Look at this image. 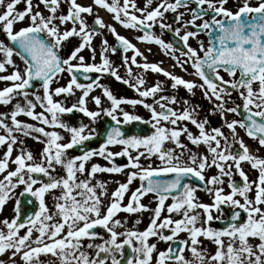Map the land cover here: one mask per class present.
Returning a JSON list of instances; mask_svg holds the SVG:
<instances>
[{
  "label": "snow or ice",
  "instance_id": "obj_1",
  "mask_svg": "<svg viewBox=\"0 0 264 264\" xmlns=\"http://www.w3.org/2000/svg\"><path fill=\"white\" fill-rule=\"evenodd\" d=\"M20 2L0 0V33L4 36L0 39V73H7L0 75V82L5 84L0 88V105L16 101L9 113L0 112V146L6 149L0 158V212L13 201V216L0 219V256L5 257L0 264H264V157L252 152L237 132V128L243 129L264 147V0H233L234 7L228 6L230 0H156L155 7H151L154 0H144L143 7L136 0H92L88 5L77 0H38L34 5L33 0H24V9L17 10ZM62 3L67 4L66 12L61 10ZM41 4L47 15L38 10ZM192 4L195 7H190ZM93 6L112 14L122 27L141 32L135 38L158 45L175 61L173 67L186 73L190 67L191 75L198 77L200 83L162 68L163 61L148 62L127 37L94 12ZM168 12L175 14L173 23L165 22ZM186 13L190 19L184 20ZM88 16H93L91 24ZM17 24L23 26L17 28ZM155 26L161 35L171 32L180 47L155 34ZM103 29L124 52L133 51L131 65L143 72L162 74L171 81L173 90L182 87L195 95L194 89L199 88L213 105L209 111L219 113L229 135L220 127L206 129L207 116L197 118L200 105L176 95H158L164 90L162 82L145 87V78L134 76L128 57L123 59L129 78L121 77L106 55L109 51L115 53L117 48L110 46L106 38L101 39L103 47L97 62L93 40L103 37ZM201 34L208 37L207 47L198 39ZM71 38H76L75 45L62 55L61 50L72 44ZM190 39L197 40L196 47L189 43ZM85 49L87 59L82 54ZM147 51L150 53L151 49ZM138 55L145 62L138 63ZM64 73L69 75L67 82L52 88ZM92 73L100 75L92 79ZM105 73L135 89L139 97H152L153 102L117 98L99 82ZM80 77L91 82L81 83ZM37 85L41 94L29 91ZM94 88L102 89L110 101L109 107H102L100 96L91 97L98 111L87 107L86 98ZM76 90L80 95L70 106L54 99L61 95L67 99ZM233 92L241 103L233 101V106L228 107ZM124 104L142 105L149 111V118L125 111L121 107ZM180 104L182 108L172 107ZM38 106L42 111H35ZM241 107V119H224L226 113L240 116ZM74 110L93 124L101 112L114 123L103 133L82 122L70 126L60 116ZM20 115L43 126L23 122L18 119ZM133 122L150 125L151 132L126 134L121 126ZM44 126L64 129L70 134L67 142L61 143L64 138L60 133L47 131ZM100 135L103 141L99 147L88 149L85 142ZM182 136L193 148L181 140ZM26 137L44 144L38 161L22 147ZM166 144L172 146L165 147ZM201 145L206 154L194 150ZM14 146L21 147L13 157ZM110 146H118L119 150L113 151ZM74 148L80 154L70 156L68 150ZM94 157L107 163H94ZM116 157H126L127 163L118 165ZM155 161H159L157 166ZM242 162L249 163L258 173L256 180H249ZM10 165L15 167L10 169ZM57 166L63 175H53ZM213 168L215 174L206 177L205 171ZM100 173H123L126 178L115 181L117 186L109 192L110 181L97 179ZM237 174L239 181L233 179ZM225 178L228 192L224 190ZM137 180L138 186L132 189L130 186ZM20 186L23 187L17 195ZM198 190L206 192L212 202L200 201ZM48 194L52 196L51 208L46 203ZM149 195L152 201L142 203V198ZM26 196L34 200L26 199L24 203L37 202V210L21 218V198ZM169 199L172 202L166 205ZM153 201L155 207L151 208ZM165 208L169 215L162 217ZM120 212L152 215L147 227L140 231L135 229L140 219L127 228V219L117 218ZM173 213L180 218L173 219ZM213 221L221 227H213ZM97 228L104 231L98 232ZM119 228L124 230L118 231ZM181 232L187 233L186 239H177ZM150 237L168 243V247L157 251V244L149 243ZM205 240L215 245L214 252L208 251ZM126 247L130 250L127 256ZM185 251L191 259L185 257Z\"/></svg>",
  "mask_w": 264,
  "mask_h": 264
},
{
  "label": "rangeland",
  "instance_id": "obj_2",
  "mask_svg": "<svg viewBox=\"0 0 264 264\" xmlns=\"http://www.w3.org/2000/svg\"><path fill=\"white\" fill-rule=\"evenodd\" d=\"M36 3H38V0H33V4L35 5ZM24 7H25L24 0H21V2L17 5V10H23ZM34 10H37V9L34 8ZM38 10L44 12L45 15H47V12L44 9L42 4L40 5V8ZM61 10L64 11V12H66V10H67V6L65 4H63V3L61 4ZM0 11H2V9H0ZM24 23L26 24L27 20ZM110 24H112V23L110 22ZM21 26H23V25L22 24H17L16 25L17 28H19ZM66 27H68V25ZM0 39H4V36H3L2 33H0ZM5 42L7 43V41H5ZM93 46L96 47V49H97L96 61L99 62L100 61L99 52H100L101 48H100V46L99 47L96 46V40H93ZM148 49H151L150 53L147 51ZM148 49H144L145 52L147 53L148 57L155 60V61H153V60L150 61L149 59H147L148 62H160V61H163V62H170L172 65L175 63V61H173L171 56L170 55H165L164 52L159 48L158 45H156L154 43H150V48H148ZM82 54L85 55L86 59L88 58L87 49H85V51ZM157 54L160 55V57ZM106 55L108 56L109 60L111 61V59H112L111 52H107ZM14 59H15L17 64H20L22 66V63H21V61L19 60L18 57H14ZM136 60H137L138 63L145 62L143 60L142 56H139V55L136 56ZM129 66L132 68L133 74L142 75L145 78V80H146L145 87L151 86V85H153L154 83H156L158 81L162 82L164 90H163L162 93H160L158 95H176L178 97V99L182 100L184 98H187V99L190 100V102L192 104L200 105V109L198 110L197 118L198 119H203L204 117L207 116V118L209 120V124L206 125V129L210 130L211 127H220L221 130L225 133V135H229V130L224 126V122L221 119L219 113L217 112L215 114H212L209 111V109H211L213 107V105H212V103H210L208 100H206L203 97V94H202V92H201V90L199 88H195L194 89L195 95H190L182 87L179 88L178 90H173L170 87L171 81L168 80V78L164 77L162 74L153 73L150 70L147 71V72H143L141 69L137 68L136 66L134 67V65L129 64ZM160 66L165 69V66L163 65V63L160 64ZM176 68H177V70L175 72L173 71L172 73H174L176 75H179V76H182L186 80H193V81H196V83H200L198 77H195L194 75H191L192 69L190 67L188 68V72L187 73L182 71L179 67H176ZM8 71L10 72L11 68H9ZM6 74L7 73H0V75H6ZM64 78H65V73L62 75V78L58 81V83L62 84ZM100 83L103 84L105 87H108L111 90V84L112 83L110 81L103 80ZM4 86H5V84L3 82H0V88H2ZM41 93H42V91H40L38 94H41ZM79 95H80V91L76 90V93H75L74 96L68 97V101H69L68 103L69 104H65V106H70L72 103H74ZM92 96H100L101 97L102 107H109L110 106V101H108L107 98L103 96L102 89L101 88H94V90L90 93L89 97L86 98L87 99V107L90 110H94V111H98L99 110L96 107L94 101H92V99H91ZM138 98L139 99H144L146 103H152L153 102V98L152 97H148V98L138 97ZM54 99L61 100L60 96L59 97H54ZM231 101L232 102L233 101L239 102L240 100H239V98L237 96L236 98H234ZM15 103H16V101L13 100L12 103L9 104V105H6V106L5 105H0V112L9 113ZM121 107L125 111H128V112H130L132 114L140 115L145 120H147L149 118V115H150L149 111L147 109H145L142 105L132 106V105L124 104V105H121ZM172 107H174V108H182L183 105L182 104H180V105H172ZM35 111L36 112H40V111H42V109L38 106L35 109ZM105 117H107V116H105L104 113L101 112V115L97 118L96 123L93 124L90 121V119L88 117L84 116L82 113H79L80 120L79 121H75V122H73L72 120L66 119L64 114H62L60 116L61 120L64 121L65 123L69 124L70 126H79V124L82 122L83 124L88 125L89 128H96V129L100 128L102 126V120ZM108 118H110V117H108ZM120 118L122 119V117H120ZM18 119H20L21 121L26 122V123H32V124H35L37 126H43V125H40L38 121H34L31 118H29L27 116H24V115H20L18 117ZM224 119H227V120L238 119V116L236 114H233V113H226ZM133 123H131V124H133ZM131 124H128L127 126H129ZM44 127L46 128L47 131H57V132H59L60 135L64 138L61 141V143L67 142L70 134L68 132H66L64 129L51 128V127H48V126H44ZM188 127H189V129L191 131H193V133H197V129H195V127L193 125L188 124ZM237 132H238L239 136L244 140V142H248L247 143L248 147L251 148L252 151H254L255 154L261 155V153H260L261 150L260 149H259L260 150L259 152L256 151L258 149V146L255 143L251 142V141L250 142L247 141L246 135L243 133V131L240 128H237ZM0 134H3V130L2 129H0ZM16 135H19V133H16ZM34 135H38V134H34ZM41 139H44V138L41 137ZM181 140L184 143L188 144V147L193 148V146L186 140L185 137L182 136ZM26 145H29L31 147L32 153H33V155L36 157V159L38 161L40 159V155L39 154H40L41 150L43 149L44 144L43 143H39V142H37L36 140H34V139L30 138V137H26V138H24V145L22 147H24V148H26L28 150V148L25 147ZM171 146L172 145H170V144H166L165 145V147H171ZM18 147L19 146H14L15 149H14L13 152H15V153L12 154L13 157L16 154H18V152L20 150V147H19V149H18ZM110 147H111V150H113V151H118L119 150L118 146H110ZM5 150L6 149H5L4 146H0V158H2L1 155H2V153ZM194 150H196V151H198L200 153H205L206 154V148L203 145L199 146L198 148H195ZM68 153H69L70 156L76 155V153L73 151V149H69ZM115 161H116V163L118 165H123V164L127 163V158L126 157H116ZM92 162L99 163L101 165H105L107 163L105 160H103L100 157H94ZM142 163H145V162L142 160ZM158 164H159V161H155L154 166H157ZM14 167H15L14 165H10V169L14 168ZM242 168L245 171V173L248 175L250 181H254V180L257 179L258 173L255 170L251 169V166H250L249 163L242 162ZM130 170L131 169H126V171H130ZM233 171H235V170L233 169ZM215 172H216V170L214 168L213 169H207L205 171V175L209 176V175L215 174ZM56 174L63 175V171L59 168V166H57V172L53 173V175H56ZM2 175L3 174H0V178H2ZM125 178L126 177H125V175L123 173H121V174H107V173L97 174V179L110 181V183L108 184V191L109 192L114 190L115 187L117 186L115 181L123 182L125 180ZM236 178H240L238 176V174L233 176L234 180H236ZM44 179H46V178H44ZM93 183H95V180L93 181ZM138 184H139L138 180L134 181L133 184L130 187L132 189H134L136 186H138ZM22 187L23 186H20V187H18L16 189L17 195L22 190ZM224 190H225V192L229 191V189L227 187V178H225ZM55 191H56V194H59V190H55ZM253 192H254V189H253ZM202 194L201 193H198V194L196 193V195L200 199V201L204 202V201H209L210 200L209 203L212 202L211 198L209 196L204 198V196ZM150 201H152L151 195H149L148 197L142 198V203L149 204ZM46 203L48 204V206L50 208L52 207L53 201H52L51 194L46 195ZM107 203H108V201H107V199H105V204H107ZM124 203H127V194H126ZM150 207L151 208L155 207V202L154 201L150 204ZM6 209H8L7 206H6ZM10 210H11V213H13V207L11 206V204H10ZM6 213H9V212L8 211H6L5 213L0 212V219H3L4 217H9V219H10L13 216V215L9 216ZM145 213H149V212L134 213V214H131V215L128 214V213H125V212H120V213L117 214V218H119L121 220H124L126 218L127 219V224L126 225L128 226V228H132L134 223H135V220L136 219H140L141 222L139 224H135V229L142 231V229L144 228V225L147 222H149V220H147V216H145ZM214 215H215V213H214ZM87 242L88 241H85V243H87ZM99 242H100L99 240L96 241V243H99ZM252 242L253 243H257L258 241L253 240ZM207 243H208V245H206ZM204 245L207 247L209 252H214L215 251V245L209 244V241L204 242ZM154 254L155 253H153V255ZM184 255H185L186 258L191 259V254L189 252L185 251ZM41 258L42 259H46V257H43V256Z\"/></svg>",
  "mask_w": 264,
  "mask_h": 264
},
{
  "label": "flooded vegetation",
  "instance_id": "obj_3",
  "mask_svg": "<svg viewBox=\"0 0 264 264\" xmlns=\"http://www.w3.org/2000/svg\"><path fill=\"white\" fill-rule=\"evenodd\" d=\"M77 2L80 3V4H82V5H88V4H91L92 3V0H77ZM109 2H111V0H109ZM155 2H156V0H154V3H153V5L151 7H155ZM252 2L255 3L256 0H252ZM136 3H137V5L139 7H143L144 0H136ZM63 4H65L67 6L66 3H63ZM228 6L229 7H234L233 0H230V3H229ZM93 7H94V12L95 13H98L99 16H101L103 18V20L105 21V23H110L111 22L113 24V26L116 28V31L120 35H123V36L127 37L131 41V43L134 44L137 49H139V51L145 52L144 49L150 48V43L141 42V41H139V40H137L135 38V37H137L139 35H142L141 32H139L137 30L126 29V28L122 27L119 23H117L115 20L112 19V14H110L106 10L100 9V8H98L96 6H93ZM190 7H195V5L192 4V5H190ZM149 10H151V8ZM180 11H184V10L181 9ZM137 15H139V13H137ZM165 15L167 17V19L165 20V22L166 23H173V17H174L175 14L174 13H171V12H168ZM205 18H207V17H205ZM187 19H190V15L186 13L185 16H184V20H187ZM87 20L91 24L92 23V20H93V16H88L87 17ZM197 23H200V21H197ZM70 26L71 25L69 24L68 27H70ZM176 26L177 25L173 24V27H176ZM153 31L155 32V34L161 35V30H160V28L158 26H155L154 29H153ZM102 32H103V37L102 36H96L94 38V40H96V46L97 47L100 46V48H102L103 46L101 45V39L106 38L107 41H108V44L110 46H115L117 48V54L109 51V52H111V55H112L111 62L113 64V66H115L117 68L118 74L121 77H123L124 79H128L129 77H128L127 69H126V67L124 65V59L123 58L124 57H128L129 58V64H130L131 57L134 54L133 51L132 50H129L128 52H124L123 49L119 46L118 42L115 40V38L107 31V29H103ZM181 34H183V31L181 32ZM161 38L164 39L166 42H177L178 43L177 38L171 32H169V31H164L163 34L161 35ZM71 39H72V44H69L68 46H66L65 48H63L61 50V53L64 54L65 52H69V50L75 45L76 38H71ZM198 39L204 41L205 47H207L208 37L206 35L201 34ZM189 43L193 47H196L197 46V40L190 39L189 40ZM175 54L177 56H179V52H176ZM134 67H135V65H134ZM92 74H93L94 77H97L98 75H100V74H97V73H92ZM221 75H223L225 79H229V77L225 73L221 72ZM134 76H135V74H134ZM68 79H69V75L67 73H65V78H64L62 84L61 83H58V82H55V83H53V85L51 87L52 88H55V87L64 85L67 82ZM103 80H108V81H110L112 83L111 84V91L113 92V94L117 98L126 97V98H129V99H139L138 98L139 97L138 96V93L135 91V89L129 87L126 84H124L122 81L115 80V78L114 77H111L109 74L105 73V74L101 75L99 82H102ZM32 91H36L37 94H38L40 91H42V89H40L39 87H36ZM236 97H237V94L236 93H233L232 94V97H231V100H233ZM60 99L65 104H69L68 103L69 102L68 101V98L66 99L63 95L60 96ZM231 100H229V103L227 105L228 107L233 106V102ZM234 102L236 104H240L241 103L240 101L239 102L234 101ZM64 116H65L66 119L72 120L73 122L80 120V118H79V112H77L75 110L73 111V113H70V114L69 113H65ZM241 130H243V129H241ZM253 142L261 150V151L259 150L260 153H261V155H258V154L257 155L260 156V157H264V147H260L256 141H253ZM19 147H21V146H19ZM19 147H18V149H19ZM25 147H27L28 150L32 152L31 147L29 145H26ZM14 153L15 152H13V154ZM198 193H201V194L203 193L202 195L204 196V198L209 196L204 191L198 190L197 191V194ZM26 199H32V200H34V198H32L30 196H26V197H22L21 198V218L27 212L26 210H27L28 205H29V204L24 203V201ZM209 201H204V203H209ZM171 202H172L171 199H169L168 201H166V205L167 204H170ZM10 204L13 207V201H9L7 203L6 206H7L8 209H6V206H5L2 213H5L6 211H8L9 213H6V214H8L9 216L10 215H13V213H11V210H10ZM29 207L31 208L32 211L37 210V202H34L33 204H30ZM151 215H152L151 212L145 213V216H147V220H149V217ZM167 215H169V213L167 212V210L165 208V210L162 212V217L163 216H167ZM171 215H172V218L173 219H179L180 218L175 213H173ZM7 218H9V217H7ZM148 223L149 222H147L144 225V228L142 230H144L147 227ZM212 226L213 227H216V228L221 227V225L218 222H215V221H213ZM125 227L128 228L127 225H125ZM117 230L118 231H123L124 229L123 228H119ZM23 231L24 230L22 229L21 230V234L23 233ZM96 231L103 232L104 230L102 228H97ZM165 234H167V232ZM186 238H187V233H185V232L179 233V235L177 237V239H186ZM201 239H203V238H201ZM206 241L207 240H205L204 242H206ZM149 243H156L157 244V251L164 250V249H166L168 247V243L163 242V241H158L157 237H150L149 238ZM209 244H212V243L209 241ZM206 245H208V243ZM129 252H130V250L126 247L125 248V255L127 256L129 254ZM155 255H156V253L153 255L154 256V259H155ZM153 264H154V261H153Z\"/></svg>",
  "mask_w": 264,
  "mask_h": 264
},
{
  "label": "water",
  "instance_id": "obj_4",
  "mask_svg": "<svg viewBox=\"0 0 264 264\" xmlns=\"http://www.w3.org/2000/svg\"><path fill=\"white\" fill-rule=\"evenodd\" d=\"M79 79H82L84 80L82 77H80ZM85 81V80H84ZM38 86V85H37ZM36 86V87H37ZM31 90V89H30ZM29 90V91H30ZM240 112H241V115L240 117L242 118V116L244 115V112H243V109L241 108L240 109ZM113 122H110L108 120H104V126L103 128L99 131L100 133H103L104 130L112 125ZM123 128V130L126 132V134H131L132 132H137V131H140V132H143L144 134H148V131H147V128L148 126L146 125H143L141 123H137L136 125L132 126V127H124V126H121ZM103 141V135H100L98 137H94L92 140H89L87 142H85V145L88 149H96L99 147L100 143ZM75 150L80 154V151L78 148H75ZM195 183V182H193Z\"/></svg>",
  "mask_w": 264,
  "mask_h": 264
},
{
  "label": "bare ground",
  "instance_id": "obj_5",
  "mask_svg": "<svg viewBox=\"0 0 264 264\" xmlns=\"http://www.w3.org/2000/svg\"><path fill=\"white\" fill-rule=\"evenodd\" d=\"M140 52L143 53V56L147 57V59H149L150 61H152V60L155 61L154 59L149 58L146 52H143V51H140ZM158 56L160 57V55H158ZM163 65L165 66V69L170 71V72H173V71L175 72L177 70V68L173 67V65L170 62H163ZM3 258H5V257H2V256L0 257V259H3Z\"/></svg>",
  "mask_w": 264,
  "mask_h": 264
}]
</instances>
